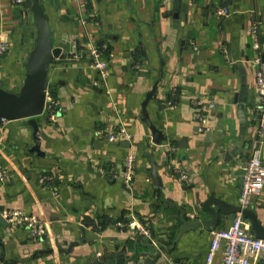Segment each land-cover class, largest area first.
I'll use <instances>...</instances> for the list:
<instances>
[{
    "label": "crops",
    "instance_id": "0c3cea01",
    "mask_svg": "<svg viewBox=\"0 0 264 264\" xmlns=\"http://www.w3.org/2000/svg\"><path fill=\"white\" fill-rule=\"evenodd\" d=\"M25 1L0 0V28L10 44L0 58V83L12 92L20 89L37 31ZM41 2L54 42L65 36L79 56L51 65L49 87L60 113L57 123L46 115L38 119L43 156L32 149L28 120L0 123V156L9 171L0 182V212L20 209L46 224L45 234L34 240L25 229L0 223V264L3 252L7 264H145L144 254L158 252L150 241L175 242L182 225L175 205L185 207L188 217L212 194L238 205L258 125L252 111L257 51L249 27L261 21L264 57V0H180L179 10L175 0ZM222 7L229 16H218ZM92 47L102 49L108 61L106 85L91 66ZM243 79L245 101L239 104ZM155 85L147 110L163 133L161 147L142 114ZM209 101L215 108L203 130L195 112L206 110ZM122 128L128 137L111 142L108 133ZM238 144L243 154L226 161L222 150ZM152 153L161 187L150 176ZM130 154L136 156V174L127 185ZM178 171L188 175L187 182ZM45 175L53 176V187L43 184ZM250 208L264 227V189ZM133 216L150 230L149 241L130 227ZM231 222L221 215L215 229ZM210 240L211 231L187 230L175 250H162L154 264H173L183 255L192 261L179 264H204ZM72 243L77 245L71 252H59ZM214 264H222V252ZM252 264H264V253Z\"/></svg>",
    "mask_w": 264,
    "mask_h": 264
},
{
    "label": "built area",
    "instance_id": "2783aa9c",
    "mask_svg": "<svg viewBox=\"0 0 264 264\" xmlns=\"http://www.w3.org/2000/svg\"><path fill=\"white\" fill-rule=\"evenodd\" d=\"M16 4H22L24 0H13ZM171 2L172 0H164ZM230 10L222 7L217 10L218 16H229ZM249 33L252 36V46L257 51L254 59L255 70V91L257 101L253 105V114L257 119L258 125L255 138L251 144V155L244 164V176L242 189L238 205L243 208H250L255 195L260 194L264 189V160L262 158V144L264 143V57L262 51L261 21L256 20L249 27ZM10 50L9 41L4 31L0 28V55L8 54ZM91 66L98 70L99 78L102 84L106 85L109 76L108 61L104 58L102 49L92 47L90 50ZM47 107L45 115L52 123H57L60 113V101L55 93L47 89ZM215 108L213 101L208 102L206 110L195 112V120L201 124L203 130L206 129V123L209 120L210 112ZM128 137L124 128L118 132L108 133V139L111 142L117 141L119 137ZM175 151V148H170ZM136 156L130 154L126 160V171L124 181L127 185H132L136 174ZM179 180L187 182L189 177L185 172L178 171ZM9 176L8 169L3 165L0 156V182H5ZM55 179L51 175L42 177L44 185L53 187ZM1 216L7 221V224L13 228L25 229L34 240L42 237L46 232V224L38 216L28 214L20 209H4L0 212ZM132 227L139 236L150 238L151 232L148 227L137 217L133 216L130 221ZM251 223L242 214H238L236 219L230 225L223 229H214L211 231V240L206 254L204 264H214L215 258L219 252H222V264H252L257 262L264 253V239L257 238L250 234Z\"/></svg>",
    "mask_w": 264,
    "mask_h": 264
},
{
    "label": "water",
    "instance_id": "95a60500",
    "mask_svg": "<svg viewBox=\"0 0 264 264\" xmlns=\"http://www.w3.org/2000/svg\"><path fill=\"white\" fill-rule=\"evenodd\" d=\"M29 4L30 10L33 13L34 20L37 26L35 44L24 62V77L22 79L20 89L16 92L8 91L3 88L0 83V123L4 121L28 120V124L33 129L34 152L43 156L41 151V139L39 137V118L45 115L47 107V89L49 85V72L51 65L57 60L64 57L79 56V48L74 52V45L67 42V38L63 36L57 43L53 40V32L51 30L49 16L46 7L41 0H26L25 4ZM175 8L180 9V0H175ZM178 14H176V17ZM79 43V42H77ZM6 55H0V58H5ZM157 85L147 94L145 101L142 104V114L146 123L151 130L153 143L157 146H162L164 142L163 133L152 123L147 106L150 100L155 96ZM246 93L245 79H243L242 88L240 90L237 102L244 104ZM242 110V106H241ZM245 114V111L243 115ZM48 120V117L45 116ZM129 146L128 143H122ZM225 154V160L231 161L241 152L239 144L231 151L222 150ZM150 176L155 186L163 185L162 178L158 175V164L154 161V154L150 156ZM215 206L216 208H213ZM177 207L180 212L181 227L175 242L171 245H165L161 242L150 241L149 248H157L158 252L153 255L144 254L146 257L145 264H154L155 259L160 258L161 251L170 253L175 250L180 238L187 230L202 232L204 230L212 231L215 229L221 219V215L226 216L230 221H234L238 214H242L251 223L250 234L257 238L264 239V227L258 221L257 215L251 208L243 209L234 202H225L217 198L214 194L202 203H197L193 207V213L188 217L185 207ZM206 214L207 218H202ZM0 223L4 228H7V221L0 216ZM148 239V238H146ZM149 241V239H148ZM0 244L3 243L0 241ZM77 243H72L69 249H60V253H69ZM183 260H191L189 256H180L173 260V264H179ZM1 261L5 264V252L1 257Z\"/></svg>",
    "mask_w": 264,
    "mask_h": 264
},
{
    "label": "trees",
    "instance_id": "16d2710c",
    "mask_svg": "<svg viewBox=\"0 0 264 264\" xmlns=\"http://www.w3.org/2000/svg\"><path fill=\"white\" fill-rule=\"evenodd\" d=\"M56 96V95H55Z\"/></svg>",
    "mask_w": 264,
    "mask_h": 264
}]
</instances>
